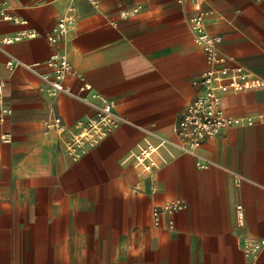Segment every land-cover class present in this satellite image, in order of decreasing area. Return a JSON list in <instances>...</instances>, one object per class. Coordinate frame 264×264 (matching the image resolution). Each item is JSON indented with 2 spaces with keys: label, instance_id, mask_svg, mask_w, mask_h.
Returning <instances> with one entry per match:
<instances>
[{
  "label": "crops",
  "instance_id": "crops-1",
  "mask_svg": "<svg viewBox=\"0 0 264 264\" xmlns=\"http://www.w3.org/2000/svg\"><path fill=\"white\" fill-rule=\"evenodd\" d=\"M96 1L0 0L7 16L0 37L37 33L5 46L37 72L49 71L54 51L46 31L72 3L77 21L67 55L80 77L69 75L65 84L113 100L126 119L73 158L65 143L75 123L95 116L93 106L66 93L49 96L31 70L7 69L0 51L11 109L0 124V135L9 136L0 140V264H253L243 245L246 237L264 238V85L222 95L226 113L253 122L204 140L197 153L211 162L206 168L167 143L143 172L139 148L156 143L155 135L175 140L186 104L201 92L197 78L206 62L188 24L192 0ZM204 6L213 11L207 29L220 37L216 47L228 64L264 81V0H205ZM82 83L90 89L80 91ZM51 116L67 130L45 134ZM174 199L184 208L161 213L155 223L152 208ZM235 205H242V225ZM256 260L264 264V246Z\"/></svg>",
  "mask_w": 264,
  "mask_h": 264
},
{
  "label": "built area",
  "instance_id": "built-area-1",
  "mask_svg": "<svg viewBox=\"0 0 264 264\" xmlns=\"http://www.w3.org/2000/svg\"><path fill=\"white\" fill-rule=\"evenodd\" d=\"M96 5V0H89ZM5 4V2H2ZM193 12L188 18V24L192 31L193 41L198 45L205 55L206 68L199 74L197 83L201 87V92L194 99L189 101L182 112L175 129L176 139L155 135L156 143L147 142L145 146L139 148L135 155L136 165L141 171L149 172L152 156L160 146L172 144L181 152L194 155L197 158L196 166L206 168L211 162L204 159L197 153L198 146L206 139L215 137L223 129L241 124H251V116H236L225 112L222 108V95L227 92H238L253 89L264 85V81L244 69L239 65L228 64V57L217 50L216 44L219 42L218 35H212L207 29V20L212 14V10L205 7V0H192ZM139 6L130 9H121L119 15L122 18L128 17L139 10ZM7 18L2 7H0V19ZM77 21L75 6L69 4L64 12L59 15L51 27L46 31L45 38L48 44L54 47L53 53L46 60L48 72H37L34 64H28L11 54L6 45L19 41L25 37H34L35 31L23 30L13 35H3L0 37V51L6 55L5 67L12 70L18 66L26 68L38 75L45 87L44 90L49 96H56L59 93H66L76 97L93 106L95 116L88 119L86 123L77 122L74 125L76 131L71 133V137L65 143V150L73 157H79L89 146L98 143L106 134L115 128L119 123L126 121L125 117L115 111L114 101L103 96L80 95L65 84L69 75L80 77V73L73 69L67 55V40L69 32L75 27ZM25 23V21H22ZM87 83L79 86L80 91L89 90ZM97 97V103L91 101ZM11 113V109L4 103L3 84L0 82V124L5 116ZM259 121L264 123V114L259 116ZM66 126L59 116H51L44 122V133H63ZM3 142L9 141V136L5 133L0 135ZM235 185L240 182V176L233 174ZM185 203L179 199L164 202L158 207H153L151 214L153 221L158 222L161 213H172L183 209ZM234 215L236 223L242 225L243 213L242 205H235ZM264 246V238L246 237L243 245V253L249 257L253 264H257V255Z\"/></svg>",
  "mask_w": 264,
  "mask_h": 264
}]
</instances>
